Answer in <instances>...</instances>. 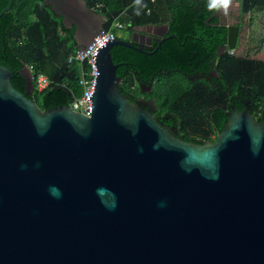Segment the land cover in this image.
Instances as JSON below:
<instances>
[{
    "label": "water",
    "instance_id": "1",
    "mask_svg": "<svg viewBox=\"0 0 264 264\" xmlns=\"http://www.w3.org/2000/svg\"><path fill=\"white\" fill-rule=\"evenodd\" d=\"M46 3L77 46L106 20L86 0ZM238 36L229 24L223 48ZM114 44L146 51L99 48L90 115L41 109L0 63V264H264V118L232 107L213 140L179 133L119 86Z\"/></svg>",
    "mask_w": 264,
    "mask_h": 264
},
{
    "label": "trees",
    "instance_id": "2",
    "mask_svg": "<svg viewBox=\"0 0 264 264\" xmlns=\"http://www.w3.org/2000/svg\"><path fill=\"white\" fill-rule=\"evenodd\" d=\"M235 1L242 14L264 10V0ZM86 2L105 15L103 28L111 27L115 32L114 20L131 27L168 23L169 32L174 35L166 38L156 51L148 54L114 44L110 52L112 60L119 63L116 69L121 76L119 86L135 94L138 86L133 85L141 67L145 75L161 69L159 77L177 70L184 73L182 85L169 80L161 100L181 121L179 133L213 140L232 107H246L257 119L264 118V58L229 50L217 54L219 46L226 42L227 28L217 23L213 14L216 9L209 7L210 0ZM8 3L9 0H0V11ZM58 17L45 0H13L10 8L0 15V63L10 68L12 85L44 110L52 105L69 104L81 91L78 82L81 68H87L86 62L68 61L77 45L72 39V29ZM124 59L135 62L132 70L125 71L126 65L121 64ZM24 64L31 65L33 88L30 91L26 89L25 77L18 72ZM194 72H203L209 77L189 79L188 74ZM38 73L50 79L42 89L36 88Z\"/></svg>",
    "mask_w": 264,
    "mask_h": 264
},
{
    "label": "flooded vegetation",
    "instance_id": "3",
    "mask_svg": "<svg viewBox=\"0 0 264 264\" xmlns=\"http://www.w3.org/2000/svg\"><path fill=\"white\" fill-rule=\"evenodd\" d=\"M229 8L230 7H228V10L226 13L233 12V15H235V14L238 15L240 13L238 4L233 8V11H231ZM226 13L222 8L216 9L213 12V14L218 19L217 23L224 24L226 26V28H228V25L231 23H238L239 24V36H238V40H237V43H238V41L240 39V30L242 29L240 26V22H239L238 18L234 19L233 17L226 16ZM57 15L60 16L58 18L61 19V22L63 25H65L69 29H72L71 35H72V39H73L75 25L67 19L62 21L61 15H59V14H57ZM173 35H174V33L169 32V25L166 22L159 23V24H142V25H136V26H132V27L125 24L123 29L119 33V37L131 41L136 46L142 47V49L146 50V51H142V52L148 53V54H150V53L156 51L158 48H160L162 42L166 38L171 37ZM237 43H236V46H237ZM225 44H226V42L219 46L217 54H219L225 50H229L230 53H234L232 50L235 49L236 46L234 48H231V49H229L227 47L223 48L225 46ZM138 51H140V50H138ZM122 63H124L126 65L124 69L127 72V71L132 70V67L134 66L135 62L133 60H130V59H124L121 62V64ZM191 68H193V67H191ZM168 72H170V70ZM177 72H178V70H177ZM137 73H139V76H137V80L133 85L134 87H135V84L138 86L137 95H139L145 99H148L149 97H153V101L157 106V108L151 113L153 115V117L158 119L162 123L166 124L167 126L171 127L175 131L179 132V127H180L179 125H180L181 121L176 118V114L174 112H172L171 110L164 107V105L161 102L158 103L156 96L154 94H152L153 88H154V83L157 79H159V74L162 73V70L159 69L157 71H153L151 74L147 73V75H145L146 71H144V68L141 67L140 71H137ZM180 74L184 75V73H182V72ZM188 77H189V79L196 80V79H199L200 77H207L208 78L209 76L203 72H194L192 74H188Z\"/></svg>",
    "mask_w": 264,
    "mask_h": 264
},
{
    "label": "built area",
    "instance_id": "4",
    "mask_svg": "<svg viewBox=\"0 0 264 264\" xmlns=\"http://www.w3.org/2000/svg\"><path fill=\"white\" fill-rule=\"evenodd\" d=\"M124 23L119 20L112 22V27L116 28V32L111 28H103L93 36L91 42L84 46H76L74 51L69 54L68 61L77 60L80 64L87 63V68H81L78 82L81 86V91L74 95L69 103L72 109L79 111L85 115L91 114L92 99L88 98L90 92L96 84L98 75V67L96 65V55L99 48L105 45L108 41L119 36V33L124 27ZM31 71V65L28 66ZM33 77V75H32ZM37 89H42L50 83V79L44 73H38L35 76Z\"/></svg>",
    "mask_w": 264,
    "mask_h": 264
},
{
    "label": "rangeland",
    "instance_id": "5",
    "mask_svg": "<svg viewBox=\"0 0 264 264\" xmlns=\"http://www.w3.org/2000/svg\"><path fill=\"white\" fill-rule=\"evenodd\" d=\"M238 4L237 1L232 0L229 9ZM226 13V12H225ZM226 16L238 18L242 25L240 30V39L237 46L232 51L236 54L251 55L254 57L264 58V10L239 13L233 15V12L226 13ZM154 83L153 93L157 98L158 103L161 102L164 93L167 91V84L172 81L175 85H182L184 83L183 75L177 71H172L168 74H163ZM170 80V81H169Z\"/></svg>",
    "mask_w": 264,
    "mask_h": 264
},
{
    "label": "clouds",
    "instance_id": "6",
    "mask_svg": "<svg viewBox=\"0 0 264 264\" xmlns=\"http://www.w3.org/2000/svg\"><path fill=\"white\" fill-rule=\"evenodd\" d=\"M230 4L231 0H210L209 7L212 9L222 8L225 12H227Z\"/></svg>",
    "mask_w": 264,
    "mask_h": 264
}]
</instances>
